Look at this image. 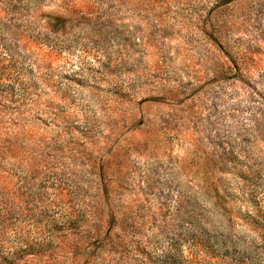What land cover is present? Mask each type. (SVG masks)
<instances>
[{"label":"rangeland","instance_id":"obj_1","mask_svg":"<svg viewBox=\"0 0 264 264\" xmlns=\"http://www.w3.org/2000/svg\"><path fill=\"white\" fill-rule=\"evenodd\" d=\"M0 264H264V0H0Z\"/></svg>","mask_w":264,"mask_h":264}]
</instances>
